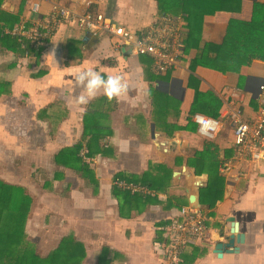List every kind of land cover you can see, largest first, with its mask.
Instances as JSON below:
<instances>
[{
  "label": "crops",
  "instance_id": "0c3cea01",
  "mask_svg": "<svg viewBox=\"0 0 264 264\" xmlns=\"http://www.w3.org/2000/svg\"><path fill=\"white\" fill-rule=\"evenodd\" d=\"M253 1L234 0L230 10L204 16L201 40L221 43L229 23L252 19ZM24 2L0 0V12L11 15L5 29L24 15ZM37 4L35 11L26 13L28 19L46 18L54 4L64 6L68 14L59 18L52 39L40 47L37 57H21L0 42V83L5 82L0 89V138L20 136L25 145L37 144L23 135L44 127L58 147L57 154L80 140L82 117L93 102H77L84 92L76 82L78 69L92 68L105 79L120 75L128 85L126 94L108 101L112 108L105 107L95 118L111 130L93 137L102 149L87 157L97 183L84 171L80 173L81 168L70 159L64 167L75 175L78 172L82 178L76 176L88 182L99 201V215L91 211L93 199L68 208L69 221L78 233L74 237L86 252L81 264H168L164 251L170 238L162 226L179 217L181 206L189 205L186 188L208 205L203 209L207 231L186 244L178 264H264V163L254 166L249 159L237 157L233 139L234 112L239 109L250 120L260 106L264 60L246 63L241 54L228 64L206 54L194 60L201 43L185 40L184 33L177 65L158 74L150 57L118 46L110 34L77 32L75 19L70 17L99 11L140 34L159 15L156 0H88L87 4L37 0ZM104 96L101 89L96 98ZM57 100L65 104L67 113L56 125L39 112ZM194 114L217 118L216 131L211 136L201 134ZM222 162L231 163L226 172L220 168ZM247 165L250 170L240 175ZM57 166L55 173L62 170ZM116 178L133 182L141 190L134 193L118 186ZM235 228L234 234L239 232L242 239L235 243L238 250H224L219 256L214 245Z\"/></svg>",
  "mask_w": 264,
  "mask_h": 264
},
{
  "label": "trees",
  "instance_id": "16d2710c",
  "mask_svg": "<svg viewBox=\"0 0 264 264\" xmlns=\"http://www.w3.org/2000/svg\"><path fill=\"white\" fill-rule=\"evenodd\" d=\"M233 1L156 0V3L159 14L181 15L184 18L186 21L185 40L200 41L201 46H199L194 60L200 59L204 54L213 59L226 60L227 64L234 61L239 54L244 56L246 63L253 59L264 60V0L253 1V13L250 21L229 23L221 43H206L201 40L200 31L204 16L217 10H230ZM16 15H20V13ZM10 16L0 12V42L5 43L12 51L18 52L21 57L27 54L37 57L41 46L32 47L26 38H12L5 34V26L10 24L7 18ZM4 87L5 82H1L0 89ZM6 91L9 92L8 89ZM111 103L108 102L106 96L93 99L82 117L83 133L80 140L55 154L54 160L57 164L66 166L70 159L74 163H78L77 166L81 168L80 170L91 176L92 182L97 183V179L95 181L93 179V167L89 161H84L83 155L86 154L87 157L92 158L102 149L100 145H96L95 141L93 142V137L97 133H102L103 136L111 133L107 126H103L95 119L97 115L102 114L105 107L110 105L108 109L112 108ZM108 109H105L104 112L108 113ZM66 113L65 104L57 100L44 107L39 112V116L50 122L53 121L57 125ZM83 148L86 150L84 154L80 153ZM31 202L32 197L24 186L6 182L0 178V264H81L86 255L85 248L83 243L71 233L63 236L45 256H40L33 250V243L27 238L28 232L25 227ZM209 203L212 205L214 201L210 199ZM59 251H63L64 255L61 256L62 253ZM198 251L200 254L204 252ZM102 254L103 252H100L98 257Z\"/></svg>",
  "mask_w": 264,
  "mask_h": 264
},
{
  "label": "built area",
  "instance_id": "2783aa9c",
  "mask_svg": "<svg viewBox=\"0 0 264 264\" xmlns=\"http://www.w3.org/2000/svg\"><path fill=\"white\" fill-rule=\"evenodd\" d=\"M80 2L87 4L88 0H80ZM37 5V0H25L24 15L10 28L5 29V34L12 38H26L32 47L44 46L49 42L54 35L59 18L67 15L68 11L64 6L54 4L46 18L28 19L26 13L35 11ZM70 17L75 19L77 32H90L94 35L110 34L118 46L128 48L138 55L150 57L152 69L158 74L173 69L182 56L185 21L181 15L159 14L140 34L112 22L99 11L74 13ZM259 90L260 106L254 117L246 120L238 109L234 112L233 118L236 155L249 159L254 166L264 163V81L259 84ZM193 119L197 123L198 131L206 136H211L219 125V120L214 117L194 114ZM230 164V162H222L221 170L226 172ZM251 165L245 166L240 175L248 172ZM115 183L134 193L141 190V187L133 182L124 183L116 178ZM207 218L206 211L201 208L181 206L179 217L162 226L163 231L170 238L164 251L168 264H178L186 244L206 233Z\"/></svg>",
  "mask_w": 264,
  "mask_h": 264
},
{
  "label": "rangeland",
  "instance_id": "374dc122",
  "mask_svg": "<svg viewBox=\"0 0 264 264\" xmlns=\"http://www.w3.org/2000/svg\"><path fill=\"white\" fill-rule=\"evenodd\" d=\"M23 137H30L29 141H37V144L25 145L26 140L20 136L11 140L0 138V178L24 186L32 197L25 221L27 238L32 241L33 250L45 256L63 236L78 235L75 234L76 226L69 221L71 211L68 208H74L78 203L82 206L85 198L93 199L91 211L99 215V201L90 192L88 182L77 177L82 178L78 172L76 176L70 169L59 165L63 171L55 173L58 164L54 154L58 147L44 127L31 129ZM83 159L87 162V155ZM79 172L83 173V170ZM74 193L76 197H71ZM59 252L64 255L63 251Z\"/></svg>",
  "mask_w": 264,
  "mask_h": 264
},
{
  "label": "clouds",
  "instance_id": "9594fccd",
  "mask_svg": "<svg viewBox=\"0 0 264 264\" xmlns=\"http://www.w3.org/2000/svg\"><path fill=\"white\" fill-rule=\"evenodd\" d=\"M76 82L84 88V92L77 98V102L80 104H87L95 99L101 89L109 102L118 101L128 89V85L123 82L120 75H109L105 79L100 72L92 68L78 69Z\"/></svg>",
  "mask_w": 264,
  "mask_h": 264
},
{
  "label": "water",
  "instance_id": "95a60500",
  "mask_svg": "<svg viewBox=\"0 0 264 264\" xmlns=\"http://www.w3.org/2000/svg\"><path fill=\"white\" fill-rule=\"evenodd\" d=\"M177 174V172L174 173V175ZM198 185V183H196ZM189 206L194 208H201V209H208L207 204H202L199 199V195L196 192H193L192 189L186 188L185 192ZM237 230L232 229L230 230L229 234L223 235L222 239H220L213 247L214 252H218V255L220 256L221 253L224 250H228L230 252L238 250V246L235 243H240L242 241L240 237V233L234 234V231Z\"/></svg>",
  "mask_w": 264,
  "mask_h": 264
}]
</instances>
